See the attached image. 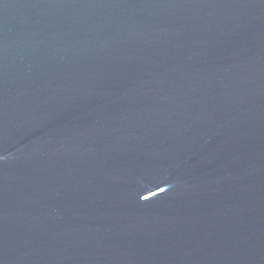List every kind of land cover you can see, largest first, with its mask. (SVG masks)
<instances>
[{
	"label": "water",
	"instance_id": "obj_1",
	"mask_svg": "<svg viewBox=\"0 0 264 264\" xmlns=\"http://www.w3.org/2000/svg\"><path fill=\"white\" fill-rule=\"evenodd\" d=\"M0 264H264V0H0Z\"/></svg>",
	"mask_w": 264,
	"mask_h": 264
}]
</instances>
